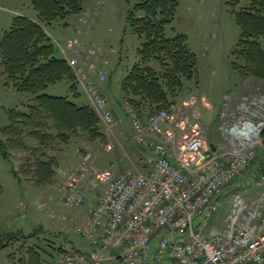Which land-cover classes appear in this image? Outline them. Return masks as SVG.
Returning <instances> with one entry per match:
<instances>
[{
  "label": "rangeland",
  "instance_id": "374dc122",
  "mask_svg": "<svg viewBox=\"0 0 264 264\" xmlns=\"http://www.w3.org/2000/svg\"><path fill=\"white\" fill-rule=\"evenodd\" d=\"M134 1L84 0L79 14L43 26L54 43L56 56L65 59L64 50H68L67 56L72 55L67 43L77 40L79 63L88 77L96 78L99 71H104L105 79L99 90L123 119H127L124 104L131 103L122 82L132 67L140 63L139 49L144 42V36L128 21ZM177 2L165 34L187 36L197 67L193 77L184 79L182 88L168 94L167 103L159 107L170 108L176 116H189L208 143H225L222 128L245 120L261 122L263 130L264 80L243 76L238 66L244 63L233 54L240 37L236 13L248 7L250 0H239L236 4L233 0ZM18 15L37 21V12L30 0H0V39ZM260 44L264 50V37L260 38ZM148 65L160 71L155 60ZM71 84L70 80L62 79L49 85L44 93L66 97L78 105L88 104L81 86L77 83L75 96L70 91ZM33 103V95L19 91L7 78L0 58V139L16 141L14 145L7 144V160L0 154V244H6L0 251V264H22L34 249L40 253L42 264H55L56 258L68 251L90 252L91 240L77 232V228L89 226L87 216L95 206L97 190L85 193L86 199L80 206L63 203V183L76 170L77 151L90 152V165L98 171H146L153 159L152 151L141 147L133 138L132 128L118 126L116 135L108 136L99 118L97 129L102 136L98 138L79 129L62 130L65 134L62 138L49 119L40 128L41 134L47 136L43 145L29 136L28 129H24L21 137L2 131L10 123V110L25 112ZM150 107L142 103L137 108L141 112L157 109V105ZM109 140H113L111 149L106 148ZM39 160L51 163L53 170L49 181L43 184H38L34 176ZM257 163H264V150L260 148L252 169ZM226 211L224 202L219 215Z\"/></svg>",
  "mask_w": 264,
  "mask_h": 264
},
{
  "label": "built area",
  "instance_id": "2783aa9c",
  "mask_svg": "<svg viewBox=\"0 0 264 264\" xmlns=\"http://www.w3.org/2000/svg\"><path fill=\"white\" fill-rule=\"evenodd\" d=\"M67 47L73 54L64 50L65 60L114 137L118 122L99 90L104 71L91 79L79 63L78 41ZM124 109L133 138L154 155L151 168L98 171L90 152L77 151L63 203L80 206L85 193L97 190L89 226L77 228L91 250L69 252L55 264H264V163L252 169L261 122L222 128L225 143L209 144L197 123L170 108L140 112L126 102ZM224 202L227 211L219 215Z\"/></svg>",
  "mask_w": 264,
  "mask_h": 264
},
{
  "label": "trees",
  "instance_id": "16d2710c",
  "mask_svg": "<svg viewBox=\"0 0 264 264\" xmlns=\"http://www.w3.org/2000/svg\"><path fill=\"white\" fill-rule=\"evenodd\" d=\"M30 1L37 12V21L15 16L9 30L0 39V58L7 78L19 91L33 95L34 103L29 104L25 112L10 110V123L2 131L21 137L24 129H28L29 136L43 145L47 136L41 134L40 128L49 119L62 138L65 137L62 130L75 132L78 129L90 133L93 138L101 137L97 129L99 119L90 103L78 105L66 97L44 93L49 85L68 79L72 82L70 91L77 95L78 81L67 61L56 56L54 43L43 26L66 19L71 14H79L84 0ZM238 2L233 0L234 4ZM177 6V0H135L129 11L128 21L144 36V42L139 49L140 63L135 64L125 77L122 89L137 110L142 103L150 108L157 105V109L160 105L164 106L168 94L180 90L183 80L191 79L196 72L197 58L187 45V36L177 34L167 37L165 34ZM236 23L240 28V37L233 54L244 63L238 68L243 76L264 80V50L260 44V38L264 37V0H250L248 7L236 13ZM152 60L159 64V72L148 65ZM234 67L237 66L234 64ZM20 125L26 128H19ZM15 142L0 139V154L4 159L8 157L7 144L14 145ZM52 174L51 163L44 160L37 162L34 176L38 184L48 182ZM5 246L0 244V251ZM22 264H42L40 253L32 250Z\"/></svg>",
  "mask_w": 264,
  "mask_h": 264
},
{
  "label": "crops",
  "instance_id": "0c3cea01",
  "mask_svg": "<svg viewBox=\"0 0 264 264\" xmlns=\"http://www.w3.org/2000/svg\"><path fill=\"white\" fill-rule=\"evenodd\" d=\"M108 107L113 111V113H114V116H115V118L117 119V122H118V126L120 127V128H131V126L129 125V122L127 121V119L126 118H122L121 117V114L117 111V109L113 106V105H109L108 104ZM125 117V116H124ZM117 126V127H118ZM76 169L78 168V165H79V161L77 160V163H76ZM87 220H88V222H89V220H90V218H89V215L87 216ZM87 222V223H88ZM77 250H79V249H77Z\"/></svg>",
  "mask_w": 264,
  "mask_h": 264
},
{
  "label": "water",
  "instance_id": "95a60500",
  "mask_svg": "<svg viewBox=\"0 0 264 264\" xmlns=\"http://www.w3.org/2000/svg\"><path fill=\"white\" fill-rule=\"evenodd\" d=\"M262 146H263V148H264V135H263V137H262Z\"/></svg>",
  "mask_w": 264,
  "mask_h": 264
},
{
  "label": "bare ground",
  "instance_id": "6f19581e",
  "mask_svg": "<svg viewBox=\"0 0 264 264\" xmlns=\"http://www.w3.org/2000/svg\"><path fill=\"white\" fill-rule=\"evenodd\" d=\"M261 125H262V124L260 123V124H259V126H258V128H260V127H261ZM232 128H233V127H232Z\"/></svg>",
  "mask_w": 264,
  "mask_h": 264
}]
</instances>
